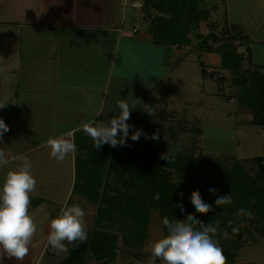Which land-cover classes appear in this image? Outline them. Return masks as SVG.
Instances as JSON below:
<instances>
[{"label":"rangeland","instance_id":"1","mask_svg":"<svg viewBox=\"0 0 264 264\" xmlns=\"http://www.w3.org/2000/svg\"><path fill=\"white\" fill-rule=\"evenodd\" d=\"M219 3L220 5L226 4L227 10L231 11L228 13L229 20L236 24L235 26L241 30L243 35H248L243 41L233 40L234 48L241 53V58L235 64L223 63L220 57L217 58L218 53L217 56L213 53L209 54L210 57L207 59V54L201 52L203 49L198 46L201 39L194 38L196 42L193 47L189 50L185 49L184 55L183 52L180 53L179 65L167 72L162 65L161 56L158 58L154 53L148 55L153 63L152 70L145 72L146 78L152 80L153 83L159 82L156 86L153 84V87H150L151 84L135 83L133 80L123 83L114 76L107 79L101 111L108 118L100 119L99 117L94 122L101 121L102 124L114 115H118V111L113 112L112 109L115 108L118 100L124 99L131 106L127 122L133 127L129 129V133L140 128L142 134L135 141L128 139L127 146L117 145L116 147L107 143L96 147L88 134L85 132L82 134L90 141L89 147L92 151L88 150V152L91 154V158L95 159L93 153L101 152L100 148L102 151H107L102 171L97 174V178L95 177L100 181L99 188L98 180H94V178L91 180L88 175L79 177L77 174L79 179H76V183L74 182L75 164H86L84 159L79 162L77 158L75 159L76 150L74 153L66 154L63 160H56L49 156L46 140L49 137L60 136V132L67 128L66 124L69 125L78 120L71 118L70 113L66 115L67 112H62L57 108L60 103L65 104L66 101L59 99L60 103L58 104L56 101L58 95L50 93V85L39 87L37 81L32 78L26 82L31 87L26 86L20 90L21 86L16 87L17 82H21L20 76L18 79L15 76H3L5 69L3 70L0 65V105H2L0 111L4 103H9L7 102L9 100H12L10 102L15 105V95L20 90L18 98L24 99L25 106L28 105L30 108L29 110L25 109V112L34 117L24 121V117L19 119L17 112H14L15 117L10 116V120L13 119V125L9 132L0 136V153L2 150L11 148L12 155L21 151V153L23 152L22 157H27L29 160L32 174L36 179L35 188L30 196L42 198L35 208L37 213L41 212L40 208L42 207V210L47 209L51 216H55L65 203L76 202L84 209L83 223L85 227L90 228L98 207V199L101 198L102 185L104 183L109 185L105 188L108 195H116L117 190H124L123 180L127 182L128 179L125 159H129L133 155V164H130V167L133 168L132 170L130 168V171L139 170L143 163L140 151L144 148L145 135L151 137L155 133L156 139L149 138L146 151L154 155L157 160L177 158L183 162L193 157L196 161L192 170V180L184 177V172L179 167L168 166L165 161L161 165L165 171H170L168 182L171 181L180 187V193L175 195L176 200L172 203L169 201V208L172 209V212L179 215L187 214L188 207L192 206L193 194H200L217 215L216 217L213 214L209 215L210 217L205 216V221L204 219L202 221L216 227L217 231L213 238L218 241L221 247L234 251L235 260L232 264H264V233L261 232V229L264 228L263 210L259 207H256L255 210L249 199L243 194L245 178L249 179L255 187L260 185L264 188V176L261 177V181L257 179L259 165L256 160L257 157H262L264 160V126L254 125L248 118L243 119V117H247L248 110L246 108L242 110L234 98L238 87L233 82L237 72L243 71L244 74V71H248L254 66V68L261 67V71L264 72V0H219ZM147 12V9L143 12V16L145 15L147 19L145 29L150 28L153 21ZM222 23L223 21L217 22L218 25ZM215 46L216 44L210 38L206 39V50L211 47L209 51L213 52L212 49ZM246 46H248L247 50H245ZM169 55L167 54V61L170 62H168L169 67H172L178 57L171 56L170 60ZM248 56L250 60H248ZM0 63L4 64L5 62L3 60ZM236 65L238 71L233 69ZM138 66L133 70L119 71L118 73L128 72L131 75L134 73L142 76L144 72L138 71ZM201 68H205L204 70L211 73L212 77L202 76ZM208 68L209 71L206 70ZM31 74L27 75V78L31 77ZM219 77H222V81H219ZM169 81L172 83H168ZM168 84L173 86L177 84L179 91L172 92L173 87ZM35 86L38 90H35ZM162 86L167 87L163 88ZM141 95L142 97L137 99ZM53 96H55L54 99ZM135 99L137 101L133 103ZM60 114L68 118L63 119ZM62 123L63 125H61ZM74 135L80 136L81 134L72 135L70 133L65 136L72 141ZM117 135L119 136V132ZM117 147L123 148L118 154L121 161L118 162L115 159L114 165L116 166L111 167L110 158H112L113 151L118 149ZM94 159L91 160L92 163L95 162ZM20 161L18 160L19 164ZM191 161L193 160L191 159ZM190 162L188 163L190 164ZM7 164L10 168L19 165H16L15 162L1 165L0 179L4 175L2 173L5 172ZM192 164L190 165L192 166ZM98 165V163L95 164V171L99 170ZM79 166L81 165L79 164ZM115 173L120 174L118 181ZM179 181L182 183L181 185ZM202 182L204 184L201 186ZM196 187L198 188L196 189ZM209 187L217 189V192L209 193L207 191ZM204 190L208 197L205 196ZM231 193H233L231 204L217 206L213 203L217 195ZM128 201L124 196L121 203L126 205ZM238 208L249 209L252 215L245 217L241 214L237 217L234 214ZM181 217L176 219L187 222ZM201 217L199 215L198 219L200 220ZM161 218L160 210L151 207L146 216L144 234L138 239L134 230L129 233L126 229L127 223L130 221L129 217L123 214L119 221L113 219V226L109 229L116 232L117 240L114 247V259L108 264H150L148 259L150 253L147 247L149 241L166 235L164 226L160 223ZM233 226L237 227L238 231L233 232ZM196 227L198 226L196 225ZM46 254L53 259L60 260L65 256L66 249L64 247L61 250L57 249L53 254L50 252H46ZM86 264L102 263L88 260ZM156 264H161V262L157 260Z\"/></svg>","mask_w":264,"mask_h":264},{"label":"crops","instance_id":"2","mask_svg":"<svg viewBox=\"0 0 264 264\" xmlns=\"http://www.w3.org/2000/svg\"><path fill=\"white\" fill-rule=\"evenodd\" d=\"M132 1L0 0V62L3 60L5 62V65L1 63L0 65L3 70L5 69L3 76H15L17 79L20 76L21 82L16 84V87L21 86L20 90L26 86L31 87L26 83L30 78L37 81L39 87L50 85V93L58 95L57 103H60L59 99L66 101L65 104L60 103L57 108L67 112L66 115L70 113L71 118L78 120L66 124L67 128L60 132L61 135L70 133L82 135L84 134L82 124L89 120L95 121L99 117L100 119L107 117L103 115L101 105L109 77L114 76L123 83L133 80L135 83L151 84L150 87H153V84L156 86L159 82L153 83L145 74L146 70H152L153 62L148 57L150 53H154L158 58L161 56L162 65L167 72L179 65L180 53L183 52L184 55L185 49L189 50L193 47L196 42L194 38L199 39L200 35L204 38L207 35L209 32L207 23L223 21L228 25H236L228 18V13L231 11L227 10L226 4L220 5L219 0H201L197 6L205 10L208 15L188 31L187 35L190 39L188 44H156L153 43L151 33L145 29L147 22L145 15L143 16L145 9L142 5L139 8L132 6ZM137 1L143 4V0ZM147 9L151 18L156 14L168 16L153 7ZM216 14H219V17ZM245 36L248 37L247 34ZM201 52L207 54V59L211 53L217 56V52L205 48ZM167 54L170 60L171 56L178 57L172 67H169ZM217 58L219 59V56ZM136 66L138 71L144 72L142 76L138 73V75L134 73L131 75L128 72L118 73L133 70ZM258 69L261 71L262 68ZM206 70L209 71V68ZM30 73H32L31 77L27 78ZM171 87L169 88L172 92L179 91L177 84ZM35 90H38L36 86ZM18 93L15 95V105L10 102L12 100L8 99L7 102L13 106L14 112L18 113L19 119L24 117L25 121L34 118L25 112V109L30 108L28 105L25 106L24 99L18 98ZM141 97L142 95L137 99ZM137 99L133 100V103ZM239 105L242 110H245L244 108L248 110L247 117L243 119L251 120L250 109L246 105ZM60 117L68 118L62 114ZM10 122L12 127L13 119ZM97 124H101V121ZM12 153L10 148V150H2L0 154H3L6 163L19 164L18 160L23 152L18 151L14 155ZM4 164L0 163V166ZM8 166L6 170L10 168ZM31 199L42 198L30 196L32 204L29 212L36 224V231L31 238L29 252L19 260L0 253L3 264H58L65 257L56 260L46 254V252L53 254L57 250H52L47 243L48 219L51 215L49 210H42V207L41 212L37 213L35 208L39 202L34 204Z\"/></svg>","mask_w":264,"mask_h":264},{"label":"trees","instance_id":"3","mask_svg":"<svg viewBox=\"0 0 264 264\" xmlns=\"http://www.w3.org/2000/svg\"><path fill=\"white\" fill-rule=\"evenodd\" d=\"M199 1L201 0H143V8L147 9L153 7L158 9L160 13L168 14V16L156 15L152 19V26L147 30L152 35L153 43L175 45L188 44L190 41L187 35L188 31L195 27L199 20L206 19L208 15L205 10L198 8L197 4ZM207 26L209 32L204 38L202 35L199 36L201 40L198 46L201 49L206 48V39L210 38L211 41L216 44L212 50L219 54L220 60L223 63L235 64L241 58V53L237 52L234 48L233 40L243 41V39H246V36L243 35L241 30L235 25H228L226 22H223L221 25L209 22L207 23ZM221 40L224 41L221 42ZM247 49L248 46L245 47V50ZM208 50H211V47H208ZM249 59L250 57L248 56V60ZM236 67L237 65L233 67V69L238 71L239 69ZM201 75L210 78L212 77V74L206 72L203 68H201ZM219 81H222V77H219ZM233 82L234 85L238 87V92L234 95V98L238 104L246 105L250 109L252 115L250 122L254 125L264 126V73L258 68L248 69V71H244V74L243 71H240L235 75ZM13 114V106L9 103H4V106L0 111V118H2L8 125V131L6 132H9L11 129L9 120L10 116ZM144 140V148L140 151V158H143V163H141L139 170L134 172L130 171V168L131 170L133 168L130 167V164H133L132 160H134V156L132 155L129 159H125L127 164L125 170L127 171L128 179L127 182L123 180L125 185L124 190H117L116 195H108L105 188L109 185L107 183L102 185L101 198L98 199V207L92 225L90 228L85 227L87 232L86 239L84 241H65L66 255L58 264H86L88 260L102 264L110 263L114 259V247L117 240V234L109 228L113 226V219L119 221V218L123 216V214L129 217L130 220L129 223H127L126 229H128L129 233L134 230L137 239L141 238L144 234L146 216L151 207L159 209L161 216H167L170 220H175L177 217L179 218V216H182L181 218H184V220L186 217H196L198 219L200 215L202 216L200 221H202L205 216L210 217L209 215L211 214H213L214 217L217 216L215 215L214 210H211L212 208L210 209L211 211H208L207 213H198L191 205L188 207L189 212L187 214L179 215L172 212V209L169 208V201L172 203L176 200L175 195L180 193V187L171 181L168 182L170 171H165L161 168V165L165 161L168 166L179 167L183 170L184 177L192 180V170L195 167L194 163L196 162L195 158L193 159V157H190L183 162H180L177 158H167L164 161L157 160L154 155H151V153L146 151V146L150 139L144 138ZM73 143L76 148L75 159L77 158L78 162L79 160L81 161L84 159L86 162V164H75L74 182L76 183V179L78 180L79 177L86 175L90 176V179L94 178V180H98L96 179L98 177L97 174L102 171L103 163L107 158L105 153L107 151H102L100 148L101 152L93 153V156H95L94 159V157H90L91 154L88 152V150L90 152L92 150H90V141L86 136H74ZM117 148V150L115 149V151H113L112 158H110L111 167L116 166L114 165L115 159L118 162L121 161L118 154L123 148ZM93 159L95 160L94 163L91 161ZM191 159L193 161L190 162ZM256 160L259 165L257 179L261 181V177L264 176V160L262 157H257ZM87 161L89 162L87 163ZM188 162H190V164L193 163L194 165L192 164L191 166ZM96 163L99 164V170L97 171H95ZM79 164L81 166H79ZM83 169L85 170L84 172L81 171ZM119 172H121V170H119ZM115 175L118 181L120 174L115 173ZM203 182L201 183V186L204 184ZM179 184L181 185L182 183L179 181ZM99 187L100 181L98 180V188ZM197 188L198 187H196V189ZM243 189L244 196L249 199L253 208L255 210L256 207L261 208L263 210L262 214H264V188L260 185H256L255 187L249 179L245 178L243 180ZM123 193H125V195H123ZM156 194H158V199L155 198ZM204 194L208 197L205 190ZM260 194L261 197H259ZM95 196L97 197V194ZM124 196L129 200L126 205L121 203ZM94 197L93 201L96 198ZM249 197L252 198L250 199ZM31 200L34 203L40 201V199ZM104 221L109 222L104 224ZM197 226L199 227V225ZM261 232L264 233V228L261 229ZM164 233L167 234V229L165 227ZM221 248L225 257L224 264H232L235 260L234 251L224 247Z\"/></svg>","mask_w":264,"mask_h":264},{"label":"clouds","instance_id":"4","mask_svg":"<svg viewBox=\"0 0 264 264\" xmlns=\"http://www.w3.org/2000/svg\"><path fill=\"white\" fill-rule=\"evenodd\" d=\"M130 108L128 101L118 100L112 109L113 112L118 111V115L102 124L89 120L81 125L82 130L91 137L96 147L104 143L112 147L127 146L128 139L135 141L142 134L140 128L129 133L133 127L127 122ZM6 131L8 125L0 118V136ZM148 138L156 139V134L153 133L151 137L145 135V139ZM46 144L49 156L56 160H63L66 154L76 150L75 144L65 135L49 137ZM20 160L18 166L7 169L0 179V253L18 260L29 252L30 241L36 231V224L29 212L30 194L35 188L36 179L27 157H20ZM0 163H6L3 154H0ZM207 191L215 194L217 189L209 187ZM155 198H159L158 194ZM232 200L233 193L217 195L213 203L221 206L231 204ZM192 207L198 213H207L211 209V205L198 193L192 196ZM241 214L245 217L252 215L249 209H236L234 215L238 217ZM84 215L79 203L73 202L65 203L55 216L49 217L47 243L52 250L63 249L65 241L86 239ZM186 221L170 220L167 216L161 218L160 223L167 229V234L149 241L150 264H156L157 260L161 264H224L222 248L212 235L217 231L216 227L196 217H186ZM232 231L236 232L238 228L233 226ZM0 264H3L2 260Z\"/></svg>","mask_w":264,"mask_h":264},{"label":"built area","instance_id":"5","mask_svg":"<svg viewBox=\"0 0 264 264\" xmlns=\"http://www.w3.org/2000/svg\"><path fill=\"white\" fill-rule=\"evenodd\" d=\"M131 5L132 6H134V7H137V8H139L141 5H142V3L140 2V1H137V0H133L132 2H131Z\"/></svg>","mask_w":264,"mask_h":264}]
</instances>
